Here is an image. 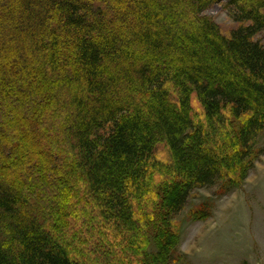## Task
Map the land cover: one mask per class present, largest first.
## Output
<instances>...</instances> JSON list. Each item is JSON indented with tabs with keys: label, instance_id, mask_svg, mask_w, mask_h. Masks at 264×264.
Returning a JSON list of instances; mask_svg holds the SVG:
<instances>
[{
	"label": "trees",
	"instance_id": "16d2710c",
	"mask_svg": "<svg viewBox=\"0 0 264 264\" xmlns=\"http://www.w3.org/2000/svg\"><path fill=\"white\" fill-rule=\"evenodd\" d=\"M217 1L0 0V264L175 263L194 191L242 188L264 0Z\"/></svg>",
	"mask_w": 264,
	"mask_h": 264
},
{
	"label": "rangeland",
	"instance_id": "374dc122",
	"mask_svg": "<svg viewBox=\"0 0 264 264\" xmlns=\"http://www.w3.org/2000/svg\"><path fill=\"white\" fill-rule=\"evenodd\" d=\"M228 1L218 0L204 12L225 33L236 27L225 10ZM256 39L264 45V32ZM257 147L264 150V132ZM201 203L212 205V215L190 219L189 211ZM176 221L179 260L171 264H264V153L241 189H198Z\"/></svg>",
	"mask_w": 264,
	"mask_h": 264
}]
</instances>
